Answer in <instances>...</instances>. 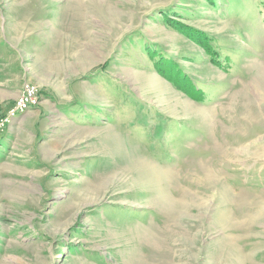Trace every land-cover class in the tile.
<instances>
[{"label":"rangeland","instance_id":"374dc122","mask_svg":"<svg viewBox=\"0 0 264 264\" xmlns=\"http://www.w3.org/2000/svg\"><path fill=\"white\" fill-rule=\"evenodd\" d=\"M0 264H264V0H0Z\"/></svg>","mask_w":264,"mask_h":264},{"label":"built area","instance_id":"2783aa9c","mask_svg":"<svg viewBox=\"0 0 264 264\" xmlns=\"http://www.w3.org/2000/svg\"><path fill=\"white\" fill-rule=\"evenodd\" d=\"M38 103L39 95L36 86L27 81L23 82L14 105L6 109L5 113L0 114V134L17 115L28 111L29 108L38 105Z\"/></svg>","mask_w":264,"mask_h":264},{"label":"trees","instance_id":"16d2710c","mask_svg":"<svg viewBox=\"0 0 264 264\" xmlns=\"http://www.w3.org/2000/svg\"><path fill=\"white\" fill-rule=\"evenodd\" d=\"M1 135V134H0ZM1 137V136H0Z\"/></svg>","mask_w":264,"mask_h":264}]
</instances>
